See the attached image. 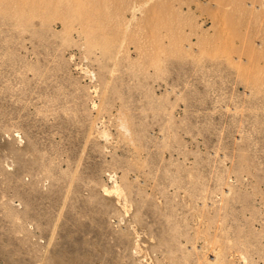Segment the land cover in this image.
<instances>
[{"label":"rangeland","instance_id":"rangeland-1","mask_svg":"<svg viewBox=\"0 0 264 264\" xmlns=\"http://www.w3.org/2000/svg\"><path fill=\"white\" fill-rule=\"evenodd\" d=\"M0 264H264V0H0Z\"/></svg>","mask_w":264,"mask_h":264}]
</instances>
